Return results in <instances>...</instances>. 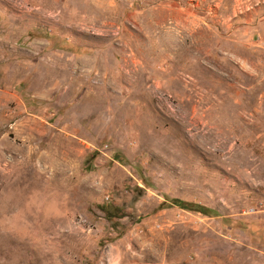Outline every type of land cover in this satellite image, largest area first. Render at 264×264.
Segmentation results:
<instances>
[{
	"label": "rangeland",
	"instance_id": "1",
	"mask_svg": "<svg viewBox=\"0 0 264 264\" xmlns=\"http://www.w3.org/2000/svg\"><path fill=\"white\" fill-rule=\"evenodd\" d=\"M0 264H264V0H0Z\"/></svg>",
	"mask_w": 264,
	"mask_h": 264
},
{
	"label": "trees",
	"instance_id": "2",
	"mask_svg": "<svg viewBox=\"0 0 264 264\" xmlns=\"http://www.w3.org/2000/svg\"><path fill=\"white\" fill-rule=\"evenodd\" d=\"M93 158H94V156L91 155L88 159L89 162ZM113 160L116 161L117 163H125L124 159L118 154H115L113 156ZM85 162H86V160H85ZM89 162L85 164V167H84L85 171H88L91 168ZM169 202L171 204L177 206L178 208L182 209V210L197 212V213L202 214V215H210L213 213L211 210H208V209L201 207V206H198V205L188 204V203H184V202L177 201V200H170ZM117 212H119V210L117 208H114V207L109 208V209H107V208L103 209V213L107 218L114 216Z\"/></svg>",
	"mask_w": 264,
	"mask_h": 264
}]
</instances>
